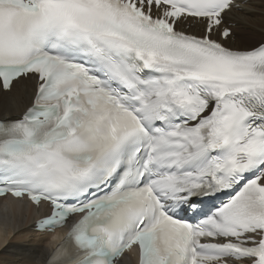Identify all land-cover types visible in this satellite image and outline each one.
Here are the masks:
<instances>
[{
  "label": "snow or ice",
  "instance_id": "6c2138e0",
  "mask_svg": "<svg viewBox=\"0 0 264 264\" xmlns=\"http://www.w3.org/2000/svg\"><path fill=\"white\" fill-rule=\"evenodd\" d=\"M249 6L0 0V91L35 81L0 117V197L67 229L46 264H264V43L212 38Z\"/></svg>",
  "mask_w": 264,
  "mask_h": 264
},
{
  "label": "bare ground",
  "instance_id": "6f19581e",
  "mask_svg": "<svg viewBox=\"0 0 264 264\" xmlns=\"http://www.w3.org/2000/svg\"><path fill=\"white\" fill-rule=\"evenodd\" d=\"M249 5L244 12L228 14L226 19V24H235V42L230 39L229 44L236 49L252 48L264 41V1H251ZM33 92V81L14 84L11 92L0 91V117L11 111L13 118H17L30 105ZM1 201L0 264H46L50 256L45 248L48 236L33 231L38 216L34 209L18 202L1 205Z\"/></svg>",
  "mask_w": 264,
  "mask_h": 264
},
{
  "label": "rangeland",
  "instance_id": "374dc122",
  "mask_svg": "<svg viewBox=\"0 0 264 264\" xmlns=\"http://www.w3.org/2000/svg\"><path fill=\"white\" fill-rule=\"evenodd\" d=\"M235 42V40L233 41V43ZM258 43V42H257ZM254 45H256V44H254Z\"/></svg>",
  "mask_w": 264,
  "mask_h": 264
}]
</instances>
